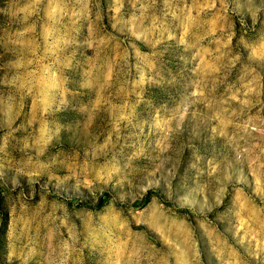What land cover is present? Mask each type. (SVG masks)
I'll use <instances>...</instances> for the list:
<instances>
[{
  "label": "rangeland",
  "instance_id": "1",
  "mask_svg": "<svg viewBox=\"0 0 264 264\" xmlns=\"http://www.w3.org/2000/svg\"><path fill=\"white\" fill-rule=\"evenodd\" d=\"M0 264H264V0H0Z\"/></svg>",
  "mask_w": 264,
  "mask_h": 264
}]
</instances>
